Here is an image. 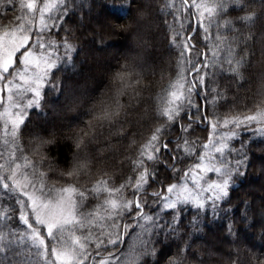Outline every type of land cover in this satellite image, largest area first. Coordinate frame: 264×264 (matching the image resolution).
Wrapping results in <instances>:
<instances>
[{
  "label": "snow or ice",
  "instance_id": "6c2138e0",
  "mask_svg": "<svg viewBox=\"0 0 264 264\" xmlns=\"http://www.w3.org/2000/svg\"><path fill=\"white\" fill-rule=\"evenodd\" d=\"M104 6L0 0V264H264V211L234 202L264 170V0Z\"/></svg>",
  "mask_w": 264,
  "mask_h": 264
},
{
  "label": "trees",
  "instance_id": "16d2710c",
  "mask_svg": "<svg viewBox=\"0 0 264 264\" xmlns=\"http://www.w3.org/2000/svg\"><path fill=\"white\" fill-rule=\"evenodd\" d=\"M163 2V0H161ZM105 0H97V12H106L107 9L104 6ZM193 11V17L192 19L195 20V9ZM169 20H171V16L168 17ZM192 27H196V25L193 23ZM113 40L112 45L104 50V51H98L95 53V55L98 57V60H93L92 57V49H86L84 53L81 54V59L85 62L79 66V70L76 73H71L69 75V83L73 86L84 84L85 80L87 79L88 75L92 72L96 71L98 66H103V64L107 61H111L113 57H116L118 55H121L124 51L122 45L126 43L124 38L122 37H111ZM199 40V37H197ZM128 42L131 41V37L128 38ZM134 43V42H133ZM203 42H200V47H203ZM158 48L160 52L165 56L166 59H168L171 63V68L169 70V76L175 77L176 71H177V53L175 50L169 51L167 43L161 38L160 43L158 44ZM261 70L260 66H257L253 69V72H259ZM63 75V73H61ZM165 81L164 83H166ZM164 83L161 84V87L164 86ZM223 83V81H221ZM250 88L254 90L255 88V81L253 84L249 85ZM51 97V94H49ZM56 100L53 98H50L48 100V107L54 108L56 107ZM34 119L40 120L43 119L42 117L36 116V114H33ZM49 119H55V117L52 115V113L49 114ZM199 134L202 137L207 136V132L204 129L199 130ZM244 197L252 202V211L250 213L251 216L255 219H260L262 211H264V170H262L259 166V163L253 164L249 169V175L248 178L243 182L237 193L234 194V202H236V198L238 197ZM240 226L239 224L237 225ZM138 231V230H137ZM252 231L257 233V239L259 238V226L254 228ZM205 237L197 241V246H210L212 243L216 242L219 239V233L215 231L212 227H207L205 229ZM127 243L129 245H134L136 243L135 241V233H133L132 236H130L127 240ZM201 250H205V247H201Z\"/></svg>",
  "mask_w": 264,
  "mask_h": 264
},
{
  "label": "rangeland",
  "instance_id": "374dc122",
  "mask_svg": "<svg viewBox=\"0 0 264 264\" xmlns=\"http://www.w3.org/2000/svg\"><path fill=\"white\" fill-rule=\"evenodd\" d=\"M133 245V244H132Z\"/></svg>",
  "mask_w": 264,
  "mask_h": 264
}]
</instances>
